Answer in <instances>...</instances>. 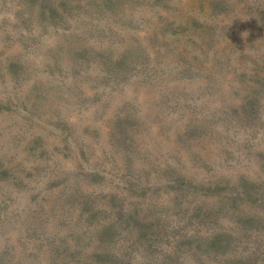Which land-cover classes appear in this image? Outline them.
Here are the masks:
<instances>
[{
    "label": "rangeland",
    "instance_id": "374dc122",
    "mask_svg": "<svg viewBox=\"0 0 264 264\" xmlns=\"http://www.w3.org/2000/svg\"><path fill=\"white\" fill-rule=\"evenodd\" d=\"M0 264H264V0H0Z\"/></svg>",
    "mask_w": 264,
    "mask_h": 264
}]
</instances>
